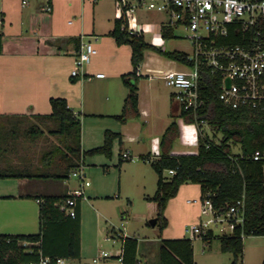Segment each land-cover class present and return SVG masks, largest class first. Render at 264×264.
Segmentation results:
<instances>
[{"label":"crops","instance_id":"obj_1","mask_svg":"<svg viewBox=\"0 0 264 264\" xmlns=\"http://www.w3.org/2000/svg\"><path fill=\"white\" fill-rule=\"evenodd\" d=\"M26 1L27 3H24V0H0V15L2 17L0 34H2L3 46L0 54V131H5L7 137L15 132L14 136L16 137L19 125L24 128L26 134L18 138L17 142H14V146L1 147L0 155L5 150L4 153L9 166L29 175H36V177L0 179V235L37 234L39 232L40 201L45 197L61 198L68 196L72 191L67 185L71 176L68 179L54 177L59 175L66 166V150L61 136L52 133L56 129V124L45 118L52 113L51 97H65L69 107L80 118L82 124L81 145L84 151L101 146L104 142V132L107 129L121 133V142L119 139L114 141L112 157L97 154L102 156L96 158L101 160L102 164L100 165L105 170L109 167V161L114 164V150L117 143L119 145L117 164H119L121 148L123 153H129L130 159H133L132 150L127 145L130 142L126 138V128L130 125L129 119L131 117L126 122H120L114 118L121 114L128 94V88L122 81V75L133 71L131 46L118 45L115 39L108 35L116 22L115 1ZM106 4L110 5L109 9L105 8ZM47 5L52 7L50 12L45 9ZM139 11L149 13V11ZM139 11L137 12L139 21L150 27V30L145 31L143 35L156 33V38L164 40L161 34L163 25L167 28L172 27L174 32L175 27L170 23L167 15L159 13L165 16V20L150 22L145 21ZM103 21L106 22V26L100 25ZM82 37L85 41L94 43L98 50L95 55L97 56L96 60L94 62L91 60L85 68V72L91 77L90 79L71 76L77 55L76 41ZM143 66V64L140 66L138 73L141 75L138 81L140 116L132 118H135L136 121L143 119L144 123L147 124L149 118L155 117L159 110L161 95L156 85L153 84L155 77H149L148 82L143 81ZM96 73H104L105 77L97 78L95 77ZM170 98L173 106L171 114L179 117L181 111L172 99V92H170ZM136 121L132 124L138 127L139 123ZM170 121L161 128V135L174 122ZM141 131L142 129L139 130V132ZM7 133L9 134L7 135ZM130 139L134 140V137H130ZM142 141L145 143L144 138ZM40 142H46L45 147H51L45 153L54 151L57 147H61L63 151L58 152L55 158L50 156L44 159L45 153L41 156L42 151L37 148ZM86 144L92 147L86 149L84 146ZM153 154L155 156L157 153L145 148L139 155L140 157H152ZM172 154H176L173 149ZM3 159L5 158L0 156V165ZM143 164L149 165L148 163ZM37 175L43 176L37 177ZM143 187L146 188L145 185ZM122 191L123 187L120 188L119 185L116 197H120ZM97 193L93 190L87 198L92 199V196L97 199L100 198ZM152 196L147 194V197ZM87 198L83 200H88ZM147 204L148 214L139 215L142 221L148 219L149 215H153L155 210L157 211L155 202L147 199ZM82 212L83 207L80 204L81 257L80 259L63 260L61 264H90L88 262L83 263L85 251L82 237ZM99 217H105L104 219L107 221V215L103 212L98 213ZM124 230L125 228L122 234L125 236L137 237L134 233H127ZM182 238L186 237L168 236V238L162 239ZM137 239L139 241L137 254L139 264H159V261L158 263L152 262L146 254L141 253L143 241L139 237ZM145 240L155 242L159 250L161 239L148 237ZM212 243L210 245L205 244V248L211 250ZM212 252L213 250L205 256L216 261L217 264H230L232 262L233 256L228 259L221 256L213 257ZM142 255L144 259L141 258ZM249 258L244 247L243 264H249ZM101 262L100 264H121L116 258ZM93 263L96 264L94 261Z\"/></svg>","mask_w":264,"mask_h":264},{"label":"trees","instance_id":"obj_2","mask_svg":"<svg viewBox=\"0 0 264 264\" xmlns=\"http://www.w3.org/2000/svg\"><path fill=\"white\" fill-rule=\"evenodd\" d=\"M125 23L123 19L116 18L113 29L108 32L118 45H129L132 48L133 71L122 75L128 94L121 114L114 117L120 122L140 116L138 81L141 75H138V72L144 63L147 50L157 51L180 63H186L188 56V53L183 51H166L153 45L145 35H137L123 28ZM260 28L264 31V21L260 23ZM161 34L163 38L170 39L174 37L173 28L163 25ZM244 34L233 30L230 37L221 42L233 45L244 44ZM246 35L253 36V33L247 32ZM80 47L81 39L76 41L77 51ZM2 48V34H0V54ZM203 86L207 104L200 115L207 119L211 127L222 133L223 137L219 142L211 141L199 127L198 154H172L174 142L180 134L178 124L172 122L162 135L161 156L154 160L150 156L141 157L145 161H150L158 175L156 193L147 199L157 204L156 225H159L161 230L168 225L165 211L170 200L177 196L180 187L186 182L199 184L201 200L210 199L217 213H224L230 205L243 201L245 220L242 228H238L231 235H216L211 232L201 237L206 245L218 240L221 252L232 254L233 259L230 264H243L244 238L241 235L244 233L245 237L264 236V110L234 108L224 104L220 99L221 80L209 73L206 74ZM50 103L52 113L45 118L56 124V129L52 133L61 136L66 150V166L59 175L54 176L55 178L68 179L87 155L103 154L112 157L114 141L119 139L121 142V133L107 129L101 146L84 151L81 145V120L69 107L66 98L54 96L50 98ZM179 117L186 123H195L188 113L181 112ZM234 147H238V152H234ZM62 151L61 147H57L54 151L45 153L44 159L50 156L55 158L58 152ZM257 151L260 152L261 157L255 160L253 157ZM122 154L121 148L118 166L125 161ZM168 170H174L175 173L166 176L165 171ZM41 176L43 175H37V177ZM26 177H36V175L23 173L13 167L0 169V179ZM66 197H45L40 201L37 234L0 235V264H29L38 261L41 255L49 257L53 264L59 259H80L81 199L78 200L77 217L71 218L55 205ZM114 232L116 233L115 230ZM116 236L122 244V263L139 264L137 237L123 234ZM159 264H196L193 239H161Z\"/></svg>","mask_w":264,"mask_h":264},{"label":"rangeland","instance_id":"obj_3","mask_svg":"<svg viewBox=\"0 0 264 264\" xmlns=\"http://www.w3.org/2000/svg\"><path fill=\"white\" fill-rule=\"evenodd\" d=\"M105 5V8L109 9L110 5ZM16 8V7H15ZM140 12V11H139ZM145 21L160 22L165 20V16L155 12H140ZM101 26H106V22L100 23ZM1 28V27H0ZM174 37L170 39L161 40L156 38V33H146V39L161 47L166 51H184L186 53H192V42L188 38V32L182 27L174 29ZM161 41V42H160ZM97 56L92 57V62L96 60ZM143 81L148 82L149 77H155L153 84L156 85L161 95L159 110L155 117H150L147 124L143 119L137 120L130 118V125H128L126 138L130 144H127L131 152L133 153V159H128L123 162L121 166H118V153L119 145L117 143L114 154V164L108 162L106 170L100 164L101 160L96 157L87 155L84 160V170L87 174L86 180L90 182V186L86 189V196L91 191H97L100 198H94L88 200H81L82 212V237L84 242V256L83 263H93V259H97L102 251L109 253V255H117L121 249L120 240L116 237L114 229L119 233V230H123L122 223L125 225V232H132L137 237L142 239L141 253L146 254L148 259L152 262L158 263L159 250L155 242H147L146 238L162 239L168 238V236L191 238V235L186 232V229L194 224L200 222L201 219L207 217L201 213V189L199 184L192 182H186L180 187L177 196L170 200L168 207L165 211V217L168 220V225L161 230L159 225L151 226L150 221L157 218V211L153 215H149L148 219L142 221L139 217L142 213L149 212L147 204V194L154 195L157 190L158 175L151 167L150 161L143 160L139 154L149 148L153 152L152 160L159 158L161 155L160 142H161V128L165 126L170 120L176 121L179 126V137L176 139L173 145V151L177 155H194L199 152V127L195 123H186L183 118L175 117L172 113V101L170 98V92L173 88L168 87L165 84L162 76L171 70H181L183 68L182 63L167 58L166 56L158 53L154 50H147L145 52V60L143 63ZM148 76V77H147ZM138 122L139 126L132 124ZM142 129L141 132L139 130ZM18 133L15 137L14 134H10V137L5 136V131H0V146H14V142H17L18 138H21L24 133V128L18 125ZM203 133L209 137L211 141L219 142L223 135L216 131L210 124H206L202 127ZM9 133H7L8 135ZM130 137H134L131 140ZM145 139L143 143L142 139ZM15 140V141H14ZM46 142H40L37 147L41 149L42 153L46 152L50 148L45 147ZM86 149L91 148L90 145H84ZM6 148V147H5ZM3 150L0 156L3 159L0 169L11 168L8 165L6 155ZM234 152H238V147H234ZM9 158V157H8ZM143 163H148L145 165ZM153 169V170H152ZM165 175L168 172L165 171ZM78 179L71 175L67 181V185L70 189H74L78 186ZM123 187V191L120 197H116L118 189ZM146 186L144 188L143 186ZM196 199L195 203H187L188 200ZM96 200V202H94ZM95 204V205H94ZM103 212L107 215V221L103 218H98V213ZM104 216V215H103ZM216 234L219 229L215 228ZM115 234V237H113ZM195 260L196 264H217L216 261L208 259L207 253L211 250L212 256H221L224 259L231 258L232 255L222 254L220 252V243L218 240H214L212 243V249L205 248V243L201 238L193 239ZM244 247L249 255V264H264V236H247L244 238ZM144 259L143 255L141 256ZM113 259V258H110ZM102 263L99 261L96 264Z\"/></svg>","mask_w":264,"mask_h":264},{"label":"built area","instance_id":"obj_4","mask_svg":"<svg viewBox=\"0 0 264 264\" xmlns=\"http://www.w3.org/2000/svg\"><path fill=\"white\" fill-rule=\"evenodd\" d=\"M98 1V0H93ZM116 18L123 19L131 33L142 35L150 30L143 25L137 16L139 10L163 13L169 17L175 27H182L188 32L192 42V53L188 54L187 62L182 63L181 70H171L162 78L168 87L173 88L172 99L179 106L181 112L188 113L198 127L209 124L206 118L201 117L207 100L203 93V84L206 74L219 77L221 80L220 99L224 104L234 108L247 107L255 110H264V31L260 23L264 21V0H114ZM24 3H27L24 0ZM45 9L50 12L52 7ZM2 17L0 15V24ZM235 30L242 32L244 44H227L221 40L228 39ZM247 32L253 36L246 35ZM98 53L94 43L81 38V47L77 51L75 67L71 71L74 78L90 79L85 68L90 64L92 57ZM139 73V72H138ZM95 77L103 78L104 73H96ZM230 85L227 86V80ZM124 160L130 159L129 153L122 155ZM261 157L260 152L254 154V159ZM169 175L174 170L167 171ZM71 175L79 180V185L69 195L55 205L65 215L76 218L79 199H86V188L91 184L86 180L84 159ZM196 199L187 203H195ZM201 213L207 215L200 222L186 229L191 239L201 238L219 229L216 235H231L238 228H242L245 220L243 201L230 205L224 213H217L210 199L201 200ZM122 228L125 226L122 223ZM123 230L116 232L121 235ZM124 235V234H123ZM245 238V234L241 235ZM123 261V249L119 254L111 256L102 251L95 263L115 258ZM62 259L56 264H61ZM29 264H53L49 257L40 256L38 261Z\"/></svg>","mask_w":264,"mask_h":264},{"label":"water","instance_id":"obj_5","mask_svg":"<svg viewBox=\"0 0 264 264\" xmlns=\"http://www.w3.org/2000/svg\"><path fill=\"white\" fill-rule=\"evenodd\" d=\"M230 85V80L228 79L227 80V86H229ZM156 224H157V219H152L151 221H150V225L151 226H156Z\"/></svg>","mask_w":264,"mask_h":264}]
</instances>
